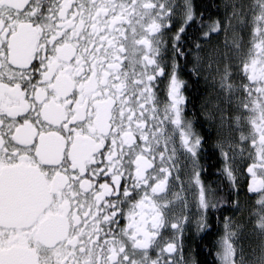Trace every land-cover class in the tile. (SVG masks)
<instances>
[{"label": "snow or ice", "instance_id": "1", "mask_svg": "<svg viewBox=\"0 0 264 264\" xmlns=\"http://www.w3.org/2000/svg\"><path fill=\"white\" fill-rule=\"evenodd\" d=\"M0 264H264V0H0Z\"/></svg>", "mask_w": 264, "mask_h": 264}]
</instances>
